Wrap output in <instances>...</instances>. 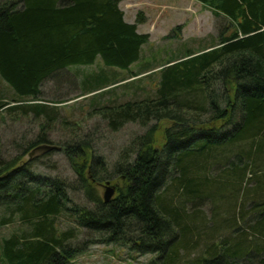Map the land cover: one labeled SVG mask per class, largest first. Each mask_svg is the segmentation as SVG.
Segmentation results:
<instances>
[{
  "label": "trees",
  "instance_id": "obj_1",
  "mask_svg": "<svg viewBox=\"0 0 264 264\" xmlns=\"http://www.w3.org/2000/svg\"><path fill=\"white\" fill-rule=\"evenodd\" d=\"M121 1L0 0V79L17 102H0V111L47 115L46 105L28 104L29 109L22 102L37 100L42 84L57 73L98 61L104 70L123 71L137 63L150 37L137 33L139 16L132 25L124 22ZM193 1L226 21L218 44L166 64L153 99L94 111L112 131L128 123L148 128L135 149L127 148L106 173L107 163L82 140L73 136L61 146L92 201V208H67L89 238L72 247L66 243L73 232H57L54 221L67 202L58 180L29 175L0 157V204L32 226L27 236L5 240V264H66L94 244L151 256L149 264H264V180L258 177L264 165V0ZM126 82L107 85L104 77L90 80L87 74L78 86L91 93ZM229 84L230 90L222 87ZM45 119L32 147L51 144L53 119ZM161 122L163 143L156 147ZM60 124L76 134V124ZM219 165L225 169L213 173ZM87 171L94 184L118 179L108 203L93 195ZM247 180L252 189L244 185ZM205 202L213 207L209 222L199 209L189 213L190 205ZM224 231L230 232L218 240Z\"/></svg>",
  "mask_w": 264,
  "mask_h": 264
},
{
  "label": "rangeland",
  "instance_id": "obj_2",
  "mask_svg": "<svg viewBox=\"0 0 264 264\" xmlns=\"http://www.w3.org/2000/svg\"><path fill=\"white\" fill-rule=\"evenodd\" d=\"M118 7L126 21H129L128 16L132 19L139 16L142 24L137 25L138 33L150 35L149 43L141 48L140 60L137 63L128 71L104 70L99 61L91 67H79L70 71L66 69L42 84L41 94L37 100L25 99L27 102H22L24 105L22 107L25 108L30 107L28 104L46 105L48 109L46 113L53 119V122L48 124L47 131L50 145L31 146L38 137L41 127L46 124L47 115L42 114L41 117L34 118L33 113L26 109L24 112L19 109L13 113L0 111L1 159L4 163H15L17 167L24 166L29 175L40 176L47 181L58 180L65 190L67 202L64 203L66 211L55 219L54 226L58 233L73 232L74 239L66 243L72 247L79 246L89 238V233L77 226L75 218L67 208H92V201L86 194L85 184L81 182L62 153V144L67 142L69 144L73 136L77 140H82L91 149L95 158H101L107 163L106 173H112L115 164L122 160L121 154L127 148L128 151L135 149V141L145 135L148 128L136 123H128L118 131H112L107 123L94 113L96 108L126 101L153 99L161 81L160 70L167 66L166 64L184 58L188 53L196 54L216 46L218 32L226 26L224 19L215 18L207 7L193 0H123ZM131 73H135L138 77L133 79ZM87 74L90 80L91 77L97 79L104 77L107 85L123 79H127V82L114 88L97 87L96 91L82 93L78 83ZM222 87L230 90L231 84L229 87ZM215 90L220 91L218 86ZM13 99H16L13 92L0 79V102L14 106L17 102L12 101ZM61 121L76 124V134H71V127L66 128L60 124ZM149 126H152V123ZM165 126L166 122L159 124L155 136L156 147L163 143L162 131ZM72 162L75 164V160ZM221 168L225 169L219 165L213 173H218L219 171L216 170ZM249 173L251 171L247 170L248 175ZM258 173H260L258 177L264 180V165L258 167ZM86 180L93 186V195L100 200L105 193L103 186L106 182L114 188V193L119 185L118 179L112 178L94 184L90 173ZM244 185L250 189L254 186L250 180ZM2 206H0V264H5L1 253L5 240L12 236H27L32 226L23 223L22 218L15 214L12 208ZM190 209H199L197 213L201 214L206 222L211 221L213 207L209 202L197 205L195 208H191L190 205L189 213H192ZM223 214L219 212L216 215L217 222L225 220ZM229 232L218 234V240ZM196 253L197 251H193L190 256L194 257ZM150 259L151 256H141L120 246L94 244L66 264H149Z\"/></svg>",
  "mask_w": 264,
  "mask_h": 264
},
{
  "label": "water",
  "instance_id": "obj_3",
  "mask_svg": "<svg viewBox=\"0 0 264 264\" xmlns=\"http://www.w3.org/2000/svg\"><path fill=\"white\" fill-rule=\"evenodd\" d=\"M105 193L103 194V202L108 203L114 195V188L110 187L109 182L104 185Z\"/></svg>",
  "mask_w": 264,
  "mask_h": 264
},
{
  "label": "crops",
  "instance_id": "obj_4",
  "mask_svg": "<svg viewBox=\"0 0 264 264\" xmlns=\"http://www.w3.org/2000/svg\"><path fill=\"white\" fill-rule=\"evenodd\" d=\"M128 19H129V21H126L125 19V23H127V24H133L134 23V19H132V17H130V16H128ZM138 31V30H137Z\"/></svg>",
  "mask_w": 264,
  "mask_h": 264
}]
</instances>
